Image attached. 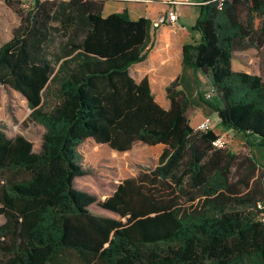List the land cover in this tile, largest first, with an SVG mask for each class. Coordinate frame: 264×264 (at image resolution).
<instances>
[{"label":"trees","instance_id":"obj_1","mask_svg":"<svg viewBox=\"0 0 264 264\" xmlns=\"http://www.w3.org/2000/svg\"><path fill=\"white\" fill-rule=\"evenodd\" d=\"M105 1L5 0L20 22L0 46V83L27 99V119L45 132L35 151L0 127V264H264V164L251 149L264 146L263 68L233 69L237 51L264 49V0H204L202 39L183 47L199 98L246 138L238 152L196 128L180 77L167 86L168 108L147 77L134 79L153 21L104 16ZM88 138L120 152L142 141L154 167L99 200L75 185L88 173L77 152Z\"/></svg>","mask_w":264,"mask_h":264},{"label":"rangeland","instance_id":"obj_2","mask_svg":"<svg viewBox=\"0 0 264 264\" xmlns=\"http://www.w3.org/2000/svg\"><path fill=\"white\" fill-rule=\"evenodd\" d=\"M23 1L26 6L34 2V0ZM19 22L20 19L16 12L6 4L5 0H0V46L12 37V30ZM250 58L252 61L258 62L255 63L256 66L261 65L264 76V49L261 52L250 50L244 54H236L234 70L252 73L250 65L243 62V59ZM193 76V73L183 74V87L193 101L206 110V104L199 98L197 90L193 89ZM201 83L202 90L206 95H213L212 84L208 77L203 75ZM30 111L27 99L19 91L0 83V127L9 137L18 134L26 136L33 142L34 150L40 151L45 128L41 124L30 122L27 119ZM207 113V115L204 114L205 117L210 116L216 121L214 110ZM218 127L219 125L216 127L217 130H219ZM227 133L230 149L235 152L243 151L242 145L245 142V137L243 135L235 137L233 133ZM254 149L257 159L264 163V146L255 145ZM77 152L82 166L88 170V173L77 177L75 185L81 190L94 194L99 200L110 196L124 179L154 167L151 148L142 141H135L129 150L120 152L107 144L97 142L94 138H88L77 146ZM93 211L100 212V209L94 206ZM4 220V216L0 215V224Z\"/></svg>","mask_w":264,"mask_h":264},{"label":"crops","instance_id":"obj_3","mask_svg":"<svg viewBox=\"0 0 264 264\" xmlns=\"http://www.w3.org/2000/svg\"><path fill=\"white\" fill-rule=\"evenodd\" d=\"M177 1L175 8L179 14V19L176 23L164 22L156 26V21L166 15L168 2ZM204 0H106L103 8V15L108 16L115 12H123L128 10L132 19H138L142 16L150 18L153 21L151 50L142 62L135 63L130 68V73L137 82L144 78H148L151 90L155 95L156 100L165 108L170 107V100L167 97V86L177 77L181 78V87H183V74L194 77V91L197 90L195 72L185 66L182 62L183 47L189 43H197L202 39V35L195 28L196 23L201 15L202 5ZM258 51L255 48L237 51L236 54H244L247 51ZM235 58L233 59V69ZM243 62L250 65L252 73H258L253 68L252 59H243ZM203 75L199 73V79L202 80ZM185 90V89H184ZM186 91V90H185ZM187 92V91H186ZM197 108L192 115L194 125L202 121L207 115V112H213V109L206 105V110H203L197 103ZM205 114V115H204ZM217 119V114L215 115ZM218 126V124H217ZM216 126V127H217ZM214 128L217 133L223 130L220 126L219 130ZM234 133V132H233ZM236 136L243 134L234 133ZM244 136V135H243ZM246 142V138H245ZM244 142V144H245ZM256 145H261L259 140H254ZM242 145V149L244 148ZM261 147H263L261 145ZM255 153L254 147L251 148ZM240 151V150H239ZM261 162V161H260ZM264 164V163H263Z\"/></svg>","mask_w":264,"mask_h":264},{"label":"built area","instance_id":"obj_4","mask_svg":"<svg viewBox=\"0 0 264 264\" xmlns=\"http://www.w3.org/2000/svg\"><path fill=\"white\" fill-rule=\"evenodd\" d=\"M210 1H216L220 4L231 1V0H210ZM178 3L177 1H171L168 2V9L166 12V15H162L157 21L156 26L160 23L169 22V23H176L179 19V14L175 8V4ZM210 97V95L208 96ZM217 120H214V118L208 116L205 117L202 121H200L198 124H196V128L200 130H209L214 129L217 125ZM228 131H221L218 133V136L213 140V145L219 148H224L228 145ZM257 208L259 210L258 213V220L264 222V201L258 202Z\"/></svg>","mask_w":264,"mask_h":264}]
</instances>
